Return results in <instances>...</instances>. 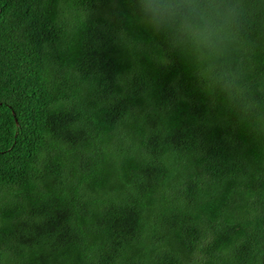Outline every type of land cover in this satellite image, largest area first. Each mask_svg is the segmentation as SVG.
Here are the masks:
<instances>
[{
    "label": "trees",
    "instance_id": "1",
    "mask_svg": "<svg viewBox=\"0 0 264 264\" xmlns=\"http://www.w3.org/2000/svg\"><path fill=\"white\" fill-rule=\"evenodd\" d=\"M232 3L196 53L134 0H0V264H264V0Z\"/></svg>",
    "mask_w": 264,
    "mask_h": 264
},
{
    "label": "clouds",
    "instance_id": "2",
    "mask_svg": "<svg viewBox=\"0 0 264 264\" xmlns=\"http://www.w3.org/2000/svg\"><path fill=\"white\" fill-rule=\"evenodd\" d=\"M134 6L139 22L168 47L196 53L221 45L236 16L232 0H134Z\"/></svg>",
    "mask_w": 264,
    "mask_h": 264
}]
</instances>
